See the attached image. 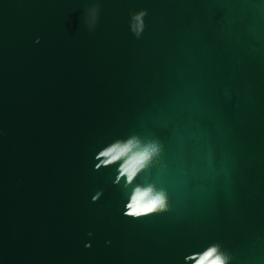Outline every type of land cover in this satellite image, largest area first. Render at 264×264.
I'll return each instance as SVG.
<instances>
[{"label":"water","instance_id":"obj_1","mask_svg":"<svg viewBox=\"0 0 264 264\" xmlns=\"http://www.w3.org/2000/svg\"><path fill=\"white\" fill-rule=\"evenodd\" d=\"M133 136L162 151L116 183L97 156ZM149 184L169 209L125 216ZM212 243L264 264V0H0V264H192Z\"/></svg>","mask_w":264,"mask_h":264},{"label":"clouds","instance_id":"obj_2","mask_svg":"<svg viewBox=\"0 0 264 264\" xmlns=\"http://www.w3.org/2000/svg\"><path fill=\"white\" fill-rule=\"evenodd\" d=\"M147 15V9H141L131 15V31L139 38L145 28L144 17ZM95 23V11L91 15V25ZM162 151V146L155 140L142 142L138 137H131L125 141H116L112 145L103 149L97 156L101 165H109L122 161L119 164L116 183L121 178H126L125 183L131 184L134 178L157 158ZM101 192H96L92 200L95 202ZM167 193L164 189H157L154 185H137L131 192L125 205V216L133 218L145 217L150 214L165 212L169 209ZM91 235V233H88ZM90 247V243L85 245ZM191 260L192 264H230L232 255L224 249L221 243H212L203 251L193 253L185 258Z\"/></svg>","mask_w":264,"mask_h":264}]
</instances>
